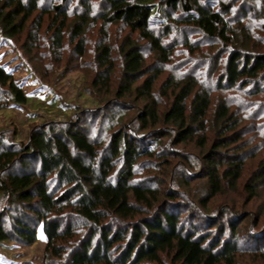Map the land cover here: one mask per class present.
Wrapping results in <instances>:
<instances>
[{
	"label": "trees",
	"instance_id": "16d2710c",
	"mask_svg": "<svg viewBox=\"0 0 264 264\" xmlns=\"http://www.w3.org/2000/svg\"><path fill=\"white\" fill-rule=\"evenodd\" d=\"M255 1L0 0V34L9 43L26 34L14 46L38 80L48 86L51 72L29 56L71 73L69 53L94 69L83 94L100 104L70 121L34 126L26 144L0 133V243L29 247L42 233L45 264L264 259L258 219L241 235L244 216L226 203L211 208L249 171L244 204L264 187V158L246 166L264 149V10ZM119 25L128 35L113 46L110 30ZM93 29L98 43L90 53ZM180 51L199 66L166 76ZM90 54L93 63H85ZM31 96L0 63V111ZM240 108L248 115L244 129ZM242 140L256 146L245 153ZM196 180L207 193L193 197ZM216 217L240 218L218 228ZM201 218L209 223L197 225ZM251 234L261 244L246 248Z\"/></svg>",
	"mask_w": 264,
	"mask_h": 264
},
{
	"label": "rangeland",
	"instance_id": "374dc122",
	"mask_svg": "<svg viewBox=\"0 0 264 264\" xmlns=\"http://www.w3.org/2000/svg\"><path fill=\"white\" fill-rule=\"evenodd\" d=\"M49 1V0H45ZM54 2L55 0H51ZM259 1V0H258ZM255 7L261 8V12L264 10V0H260L259 4L253 3L252 4ZM73 8V7H72ZM259 11V9H258ZM37 14H35L36 16ZM128 35L127 29L122 28V26H112L109 34L110 40L108 41L109 44L115 46V42H117L119 39H121L123 36ZM26 34L22 35V38L18 41L14 39L13 42H10L12 47L10 46V43L6 41L0 34V63L9 71H11L14 74V78L17 80L19 84L22 85L23 89L27 93H31L32 96L36 97H29V101L27 105L25 106H16L12 108L11 110L7 111H0V133H5L8 135V138H12L11 141L16 142L18 144H26L29 140L30 134L32 132V129L34 126H39L42 123L45 122H64V121H70L72 120V117L76 114H81L83 109H90L91 111H95L97 107H99L100 104H97L84 95L83 89H87L89 87L90 79L94 76V69H86L83 65L82 59H77L76 56H72L69 53H65L66 57L65 60L69 61V65L71 71L68 72L65 70V66H61V68H57L55 66H52L50 61L45 56L39 57V60H34L31 56V62L33 66L38 69L45 72L50 71V77L52 81L48 86H44L36 77L34 74V70L30 65H28L25 58L21 55V52L18 51V49L14 46V43L17 44V46H21L24 37ZM87 36L89 41L88 44V51L91 53V50L96 47V44L98 43V37H97V31L96 29L89 30L87 32ZM100 42V41H99ZM102 42V41H101ZM115 43V44H114ZM14 46V47H13ZM94 51V50H93ZM145 54L148 56L146 57V62L152 66L154 63L153 55L149 52V46H146L144 49ZM36 54H34L35 57ZM87 56V60L85 63L90 64V61L93 63V55ZM115 55L117 57V53L115 52ZM185 56H188V54H185V51L178 52V55L174 57L173 62L168 66L171 68L170 72L166 73L165 75H170V73L175 71V74L177 76H180V74L187 71L190 67L199 66V63L194 62L196 59L194 55H191L193 58H189ZM202 57L200 54H196L197 57ZM118 58V57H117ZM79 61L78 63H76ZM77 67L80 68H76ZM59 67V66H58ZM56 70L53 72L52 70ZM56 73V75H55ZM119 71H117L116 75L119 76ZM236 93V92H235ZM217 98L223 97L221 92H218ZM240 95V93H239ZM232 97V96H231ZM241 96H239L240 98ZM216 98V99H217ZM238 98V99H239ZM261 100H264V98H259ZM240 100V99H239ZM235 107V106H234ZM233 111L236 112L235 108L231 107ZM243 108H240V116L242 118L241 121V128L244 129L247 127V116H245V113H242ZM245 112V111H243ZM245 116V117H244ZM85 121L89 120V116H85ZM135 121V120H134ZM210 129L213 128L210 127ZM218 130V128H217ZM216 130V131H217ZM215 136V134H211V137ZM259 137V136H257ZM244 140H247V136L244 135ZM261 138V137H259ZM242 140L241 142V149H244L245 153H249L251 151L252 147L256 146L254 144H247L246 141ZM210 144V143H209ZM197 153L198 150H194ZM176 149V148H175ZM204 155V154H203ZM256 157L254 160L247 161L246 166L249 168V170L252 169V166L255 165L257 161H261L264 158V149H258L256 151V154H254ZM198 169V168H196ZM195 169V170H196ZM198 171V170H197ZM195 172V171H193ZM250 172V171H249ZM244 174V177L242 180L237 184L235 190L227 192V195H224L220 197L218 200L215 199L211 205H213L211 208L213 209L216 205H220L222 203H226L233 207L237 213L244 216L243 220L246 219L244 222L245 224L240 229L241 235H247L248 234V227L255 222V220H259V228L264 229V187H262L258 194L259 196L255 198L252 202L249 204H244L247 201V194H245L242 190L241 183H243L247 177L248 173ZM194 174V173H193ZM169 185L167 184L166 187ZM165 189V187H164ZM207 189L204 187V182L201 180H196L194 183V190L191 193L193 194V197L196 195L199 196V194H206ZM235 200L232 202V198ZM3 198L0 194V209H3L5 205L1 204ZM225 201V202H223ZM210 208V209H211ZM187 213V212H186ZM189 213H187L188 215ZM238 217L237 219L233 218L230 220L228 217L218 218L216 217L214 219V225H216L218 228H220V225H227L229 221H233L234 223H238L239 221ZM229 219V220H228ZM185 222V221H184ZM209 222L207 220H204L203 218L199 219L198 222H196L197 225H206ZM195 224V223H194ZM244 227V229H243ZM207 231V229L205 230ZM262 232V230H261ZM250 238H246L244 247H254L261 244V240L258 235L251 234L249 236ZM45 248H46V242L44 239L43 234H40L39 242L36 243L33 246H22L19 243L16 242H3L0 243V262L2 264H45ZM242 263H251V264H264V259L260 258H252L250 255H245L241 258ZM170 263V262H167Z\"/></svg>",
	"mask_w": 264,
	"mask_h": 264
}]
</instances>
